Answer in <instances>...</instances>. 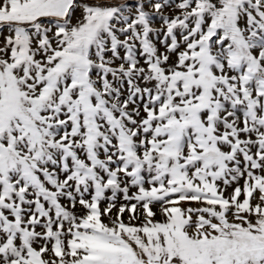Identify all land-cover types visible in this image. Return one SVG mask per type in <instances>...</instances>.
<instances>
[{"label":"snow or ice","instance_id":"1","mask_svg":"<svg viewBox=\"0 0 264 264\" xmlns=\"http://www.w3.org/2000/svg\"><path fill=\"white\" fill-rule=\"evenodd\" d=\"M0 264H264V0H0Z\"/></svg>","mask_w":264,"mask_h":264}]
</instances>
